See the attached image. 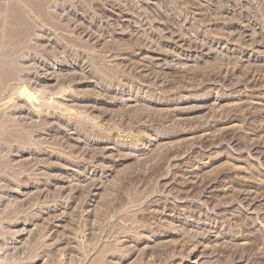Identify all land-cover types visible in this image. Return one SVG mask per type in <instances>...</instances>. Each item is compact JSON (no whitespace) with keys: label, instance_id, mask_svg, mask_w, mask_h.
<instances>
[{"label":"rangeland","instance_id":"obj_1","mask_svg":"<svg viewBox=\"0 0 264 264\" xmlns=\"http://www.w3.org/2000/svg\"><path fill=\"white\" fill-rule=\"evenodd\" d=\"M5 264H264V0H0Z\"/></svg>","mask_w":264,"mask_h":264},{"label":"built area","instance_id":"obj_2","mask_svg":"<svg viewBox=\"0 0 264 264\" xmlns=\"http://www.w3.org/2000/svg\"><path fill=\"white\" fill-rule=\"evenodd\" d=\"M0 264H5L4 261L0 257Z\"/></svg>","mask_w":264,"mask_h":264}]
</instances>
